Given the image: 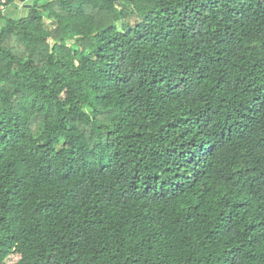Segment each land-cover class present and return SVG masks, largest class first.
Masks as SVG:
<instances>
[{
	"label": "trees",
	"instance_id": "1",
	"mask_svg": "<svg viewBox=\"0 0 264 264\" xmlns=\"http://www.w3.org/2000/svg\"><path fill=\"white\" fill-rule=\"evenodd\" d=\"M39 1L0 12V264H264V0Z\"/></svg>",
	"mask_w": 264,
	"mask_h": 264
},
{
	"label": "rangeland",
	"instance_id": "2",
	"mask_svg": "<svg viewBox=\"0 0 264 264\" xmlns=\"http://www.w3.org/2000/svg\"><path fill=\"white\" fill-rule=\"evenodd\" d=\"M34 0H24V4H30ZM46 1L50 0H40L39 4L42 5ZM6 15L8 17H21V16H26L28 13V9L24 5H15V4H10L7 9H6ZM4 24L3 20H0V27Z\"/></svg>",
	"mask_w": 264,
	"mask_h": 264
},
{
	"label": "built area",
	"instance_id": "3",
	"mask_svg": "<svg viewBox=\"0 0 264 264\" xmlns=\"http://www.w3.org/2000/svg\"><path fill=\"white\" fill-rule=\"evenodd\" d=\"M7 5L5 4L4 0H0V12H4L7 9Z\"/></svg>",
	"mask_w": 264,
	"mask_h": 264
},
{
	"label": "water",
	"instance_id": "4",
	"mask_svg": "<svg viewBox=\"0 0 264 264\" xmlns=\"http://www.w3.org/2000/svg\"><path fill=\"white\" fill-rule=\"evenodd\" d=\"M24 0H15V3L18 5H24L25 7H30V4H24Z\"/></svg>",
	"mask_w": 264,
	"mask_h": 264
}]
</instances>
